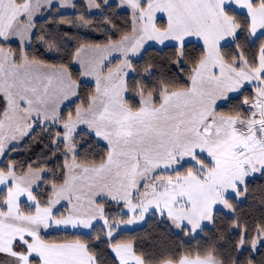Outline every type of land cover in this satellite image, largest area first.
<instances>
[{
	"label": "rangeland",
	"instance_id": "obj_1",
	"mask_svg": "<svg viewBox=\"0 0 264 264\" xmlns=\"http://www.w3.org/2000/svg\"><path fill=\"white\" fill-rule=\"evenodd\" d=\"M76 1L25 0L16 5L14 0H0V41L19 39L27 44L35 17L50 14L53 4L60 13H72ZM83 2L88 13L99 12L101 4L111 3L127 11L131 33L118 42L84 45L75 52L73 60L79 66L80 80L90 81L94 91L87 107H76L75 116L62 124L58 122L61 109L68 100L76 98L77 90L67 71L27 61L23 56L15 64L9 50L0 46V162L9 149L22 143L38 122L62 127L54 144L63 146L65 177L71 176L74 168L81 173L88 169L96 172L97 166L80 165L74 160L76 148L72 139L83 127L106 143L109 153L103 164L113 163L117 157L124 158L121 165L124 171L119 173L121 180L115 181V186L129 208L155 207L175 217L196 220L213 219V208L217 205L230 212L223 197L232 192L240 200L238 184L243 186L247 178L260 174L249 155L236 153L237 146L246 151L244 141L239 139L243 138L242 134L249 135L247 127L242 129L238 127L242 123L236 122L242 116L200 111L188 105L189 99L182 95L183 90L163 93L159 106H154L149 96H141L139 110L130 111L123 103L125 80L130 61L137 59L149 45L180 46L195 38L192 29L197 28L196 22L203 20L202 13L210 6L219 21L234 34L239 27L224 10L232 8L245 14L250 21L248 37L253 40L264 34V5L253 6L252 0ZM159 21L164 29L157 26ZM258 63L264 65L263 59L259 58ZM263 71L258 70L256 74L263 75ZM255 85L259 94L257 118L247 125H251L254 136H259L260 127H264V96L259 92L264 82L260 76ZM102 116L109 123L106 130L95 124ZM183 166L189 170L178 172ZM45 175V169L15 174L13 166H9L7 173L0 172V264H29V248L41 240V235L91 232L94 222L98 224L91 212L92 206L84 207V212L76 211L72 205L61 206V193H64L61 186L51 185L47 202L40 204L35 192ZM102 200L110 201L98 200L100 208ZM107 227L110 226H105V232ZM106 235L112 234L107 231ZM14 241H19L26 251H13Z\"/></svg>",
	"mask_w": 264,
	"mask_h": 264
},
{
	"label": "trees",
	"instance_id": "obj_2",
	"mask_svg": "<svg viewBox=\"0 0 264 264\" xmlns=\"http://www.w3.org/2000/svg\"><path fill=\"white\" fill-rule=\"evenodd\" d=\"M24 1L14 0V3L20 5ZM251 3L253 6L264 5V0H252ZM101 5L100 11L96 13H88L83 0H77L74 3L72 13H60L56 7H52L50 14L45 16L47 17L46 20L34 24L37 37L32 41L31 50L25 48L22 51L21 48L0 41V46L9 50L12 54L13 63H19L21 56H23L30 62L63 68L67 71L70 80L76 83V103L65 110L63 114L60 112L59 124L64 123L69 117H74L76 107H87L94 91L92 84L82 85L80 83L81 75L79 71H69L72 67L75 52L84 45L104 46L118 42L132 31L131 18L127 11L119 10L114 3ZM224 11L239 27V30L228 46H220L221 59L234 69H238L242 66V63L250 70L256 69L259 58H262L264 62V34L258 35L253 40L249 39L250 22L247 16L236 12L232 8H227ZM49 21L53 28L52 32H48ZM157 26L161 29L165 28L160 21ZM61 28L68 31L62 33L59 31ZM42 35L48 38L47 41L40 39ZM53 40L55 43H52ZM65 41H67V44ZM42 43L45 45L46 53L57 57L56 59L49 60L48 55L39 52L38 46ZM48 44H52V46L49 48ZM69 44L71 47L68 46ZM158 49L163 51H158ZM142 53H144V50ZM203 57V47L195 41H187L180 46L168 44L162 47L153 46L149 48V51L144 53L143 59L138 63L136 62L138 58L130 61V71H134L135 78L125 80L124 105L130 111H137L140 108V97L149 96L152 98V104L159 106L163 93L186 90L189 87L191 76ZM181 61L183 67H181ZM150 65L156 68L158 75L149 77L145 81L144 76ZM173 67L176 68V72L171 71ZM261 81L264 82V74L261 76ZM257 88L256 85H253L248 87L247 90L244 89L238 95V99L228 103L226 107H217L214 112L222 116L244 117L247 114L246 105L253 101ZM33 127L36 128L35 133L28 134L19 146L9 149L4 155L0 162V172L7 173L9 166H13L15 174L19 175L25 173L28 169H45L46 175L42 177L41 184L35 192L38 202L44 204L50 195V186H60L65 181L64 162L66 157L62 152L63 146L60 143L54 144L57 136L62 133V127L60 125H40L38 122ZM31 132L32 130L29 133ZM89 134L86 131H77L73 137L72 143L76 148L74 160L77 164L84 166H99L105 162L109 150L107 147L101 146L97 139H92L89 143ZM81 144L85 145L83 149H80ZM184 170H189L188 166H183L177 171L182 173ZM260 175L264 176V174ZM248 192L251 195L244 205L239 204L237 199L226 198L225 200L231 210L237 209L235 215L239 220L244 221L246 216L251 217L250 220L246 221L247 227L250 231H255L256 224L254 221H260L261 225H264V215L261 213V208L264 207V190L261 189L260 182L257 181L255 185L248 186ZM238 195L241 199H244V196L240 194V190ZM99 205L108 226L111 227L119 221L120 214L115 211L119 207V203L102 200L99 201ZM213 219L215 223L211 224L210 227L214 231L208 233L207 239L209 241L219 243L223 239L227 243L229 237L233 241L239 240V237L232 236L233 222L224 213H213ZM91 233L90 236H85L80 232L51 233L41 235V240L53 243L78 242L85 247L87 253L94 260L95 253L91 250L92 246L96 238L103 239L106 232L102 225L97 224L92 228ZM175 244L178 246L180 241L176 240ZM200 246L203 250V241H201ZM245 246H248L247 243ZM232 248L233 245L229 244L228 251L217 253V256L224 257V264H232L230 254L235 255ZM12 250L15 252L26 251L25 246L19 241L13 242ZM29 264H38V261L36 258L30 257ZM241 264H247V256Z\"/></svg>",
	"mask_w": 264,
	"mask_h": 264
},
{
	"label": "snow or ice",
	"instance_id": "obj_3",
	"mask_svg": "<svg viewBox=\"0 0 264 264\" xmlns=\"http://www.w3.org/2000/svg\"><path fill=\"white\" fill-rule=\"evenodd\" d=\"M39 7V5L37 4ZM56 7V5H52ZM21 20L25 19V16L20 17ZM47 17H35L33 23L39 24ZM53 28L49 21L48 32H52ZM60 32H66L68 30L61 28ZM37 37L36 28L33 27L30 33L27 44H24L19 39L8 40L9 45L16 48H26L31 50L32 41ZM42 41H47V37L41 36ZM98 39V37H97ZM52 43H55L53 40ZM67 44V41H65ZM190 43V42H189ZM230 41H226L224 46H228ZM49 48L52 44L47 45ZM71 47V45H68ZM153 45H149L144 49V53L149 51V48ZM167 47V46H166ZM39 52L48 55V59H56L50 54L46 53L45 45L42 43L38 46ZM158 51H163L158 49ZM144 53L137 59V63L143 59ZM181 67H183L182 61ZM70 72L79 71V66L72 61V67ZM172 72H176V68L171 69ZM158 72L154 66H149L144 76L145 81L149 77L157 76ZM135 78L134 71H128L126 79ZM162 78V74H161ZM82 85L89 84L88 80H81ZM247 90V86L245 87ZM239 96H229L227 100L219 103L217 107H226L228 103L238 99ZM76 103L75 99L68 100L62 107L61 113ZM36 128L33 127L32 132L29 135L35 133ZM80 132L85 131L83 127L79 129ZM89 143L92 139H97V142L101 146L107 147L106 143L100 141L95 134L90 133ZM85 147L84 144L80 145V149ZM59 159V157H57ZM260 182V187L264 190V176L255 174L247 178L240 188V194L244 196V199L239 200V204L244 205L246 200L250 197L248 192L249 185H255L256 182ZM226 198L236 200L237 196L232 192L227 193ZM119 207L115 210L119 212L120 219L115 222L111 227L106 228V232L110 231L111 236L105 235L103 239L97 237L95 243L92 246L94 251L93 264H224V257L217 256L218 252L228 251V245L232 244V252L234 256L230 254L232 264H241L244 258L247 256V264H264V225H261L260 221H254L256 224V230L250 231L247 227V220H250V216H246L244 221L239 220L235 213L237 209H232L230 212H226L222 206H215L213 213H224L232 222V236L239 237L238 241H233L229 237L228 242H224L223 239L217 243L216 241H209L207 239L208 233L214 231L210 227L215 223L214 219H200L186 217H175L165 211H158L155 207L145 209L142 206L135 208H129L126 206V202L120 201ZM121 209H123L121 211ZM187 211V209H185ZM261 213L264 215V207L261 208ZM96 226L94 222L93 227ZM83 235L90 236L91 232H84ZM179 240L180 244L177 246L175 241ZM204 242V249L201 250L200 243ZM247 243L248 246H245ZM117 245H123L124 247L118 248ZM35 258V257H33Z\"/></svg>",
	"mask_w": 264,
	"mask_h": 264
},
{
	"label": "crops",
	"instance_id": "obj_4",
	"mask_svg": "<svg viewBox=\"0 0 264 264\" xmlns=\"http://www.w3.org/2000/svg\"><path fill=\"white\" fill-rule=\"evenodd\" d=\"M205 11L202 13L203 20L199 23L197 21L195 24L197 28L192 29V32H195V38L187 40L199 43L203 47L204 57L191 76L189 87L183 90L182 95L188 97V105L191 104L200 111L213 113L217 105L227 100L229 96H237L246 86L248 88L255 85L256 81H259V76L260 78L262 76L259 74L260 72L258 74L256 72L258 70L263 71L264 65L258 63L256 69L250 70L242 63V66L234 69L223 62L219 54V48L226 41L231 42L237 33H232L224 23L222 24L219 21L218 14L211 10V6ZM185 26L187 27V25L182 27ZM262 73L264 74V71ZM257 92L256 90L253 101L246 105L247 114L236 121L242 123L238 127L242 129L247 127L246 133L249 134L248 136L242 134L243 138L239 139L244 141L246 151L237 146L239 149L236 150V153L238 155H249L253 166L258 167L259 172L257 173L264 174V127H260L259 136H254L250 130L251 125H247L254 117L257 118L255 114L257 111L256 103L259 100ZM259 92H262V96H264V87H260ZM101 118L95 124H100L99 127L106 130L109 123L106 122L107 119L103 116ZM123 163L124 158L117 157L113 163H105L107 166L105 164L97 166L95 170L98 171L96 172L88 169L81 173V171L74 168L71 176L65 177L64 183L60 185L63 187L62 192H64L61 193L63 195L60 202L62 203L61 206H64V204L72 205L78 212H84V207L92 206L93 210L91 212L96 215L97 223L104 228L108 226L97 201L100 199L124 201L120 197L122 194L118 193V188L115 186V181L121 180L119 173L122 174L124 171L121 167ZM225 199L226 197H223L225 206L227 205L226 208H228ZM126 206L128 207L129 204L126 203ZM117 247L119 248V245ZM29 249L30 257H35L38 264H93V258L87 253L85 247L78 242L53 243L37 240Z\"/></svg>",
	"mask_w": 264,
	"mask_h": 264
}]
</instances>
